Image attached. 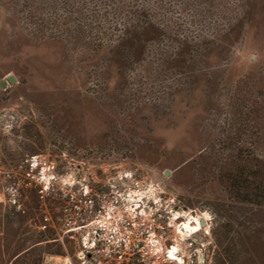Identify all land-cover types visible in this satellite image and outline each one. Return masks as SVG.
<instances>
[{
	"label": "rangeland",
	"instance_id": "obj_1",
	"mask_svg": "<svg viewBox=\"0 0 264 264\" xmlns=\"http://www.w3.org/2000/svg\"><path fill=\"white\" fill-rule=\"evenodd\" d=\"M238 166L255 192L264 0H0V264H78L62 188L125 169L210 213L214 264H264Z\"/></svg>",
	"mask_w": 264,
	"mask_h": 264
},
{
	"label": "built area",
	"instance_id": "obj_2",
	"mask_svg": "<svg viewBox=\"0 0 264 264\" xmlns=\"http://www.w3.org/2000/svg\"><path fill=\"white\" fill-rule=\"evenodd\" d=\"M62 196L59 226L77 244L78 264H214L204 229L182 238L176 197L147 175L114 171Z\"/></svg>",
	"mask_w": 264,
	"mask_h": 264
},
{
	"label": "trees",
	"instance_id": "obj_3",
	"mask_svg": "<svg viewBox=\"0 0 264 264\" xmlns=\"http://www.w3.org/2000/svg\"><path fill=\"white\" fill-rule=\"evenodd\" d=\"M59 17H57V16L55 17L57 19V21L58 22L59 21L62 22L61 23L62 25H66L64 27H61V30L62 31L66 30V31L70 32V29H71L69 27L70 26V23H69L70 22L69 21L70 18L65 16L64 19H62L61 17H60L61 18L60 19ZM85 26H87V25H84L81 28L84 29ZM83 31H85V30H83ZM239 167H241V166H238V168ZM241 169L242 168H239V172L241 171ZM255 173L257 175H259V179H258L257 183L255 184V182H253L255 184V187H254L255 192L254 191H250V187H248L249 184L245 185L247 182H246V179L242 178V174H243L242 172L238 173V175H235L234 177L231 178L232 181L234 182V183H232V185L233 186H237L238 193L242 195V200L243 201H245V200L249 201V202L252 201L253 198L251 196L253 194L256 197L255 203L258 206L264 207V175L261 173L260 170L259 171L257 170ZM242 189L245 190L244 193L241 192Z\"/></svg>",
	"mask_w": 264,
	"mask_h": 264
},
{
	"label": "bare ground",
	"instance_id": "obj_4",
	"mask_svg": "<svg viewBox=\"0 0 264 264\" xmlns=\"http://www.w3.org/2000/svg\"><path fill=\"white\" fill-rule=\"evenodd\" d=\"M175 216L182 217V221L179 224V233L182 238L191 236L193 233H197L201 230L208 229L210 226L211 215L209 212H197L196 214L191 211L182 210L175 213ZM202 220L205 221V225H202Z\"/></svg>",
	"mask_w": 264,
	"mask_h": 264
},
{
	"label": "water",
	"instance_id": "obj_5",
	"mask_svg": "<svg viewBox=\"0 0 264 264\" xmlns=\"http://www.w3.org/2000/svg\"><path fill=\"white\" fill-rule=\"evenodd\" d=\"M2 84H5V82H2ZM202 224H203V225L205 224V221H204V220H202Z\"/></svg>",
	"mask_w": 264,
	"mask_h": 264
}]
</instances>
